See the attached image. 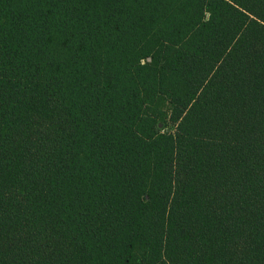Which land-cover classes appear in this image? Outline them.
Returning <instances> with one entry per match:
<instances>
[{
    "label": "trees",
    "instance_id": "1",
    "mask_svg": "<svg viewBox=\"0 0 264 264\" xmlns=\"http://www.w3.org/2000/svg\"><path fill=\"white\" fill-rule=\"evenodd\" d=\"M0 264H264V0H0Z\"/></svg>",
    "mask_w": 264,
    "mask_h": 264
}]
</instances>
